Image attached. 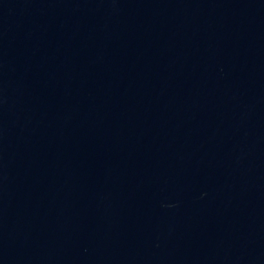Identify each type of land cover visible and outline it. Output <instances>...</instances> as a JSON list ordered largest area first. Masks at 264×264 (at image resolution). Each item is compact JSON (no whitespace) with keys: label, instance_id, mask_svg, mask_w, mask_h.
Segmentation results:
<instances>
[{"label":"water","instance_id":"1","mask_svg":"<svg viewBox=\"0 0 264 264\" xmlns=\"http://www.w3.org/2000/svg\"><path fill=\"white\" fill-rule=\"evenodd\" d=\"M0 264H264V0H0Z\"/></svg>","mask_w":264,"mask_h":264}]
</instances>
